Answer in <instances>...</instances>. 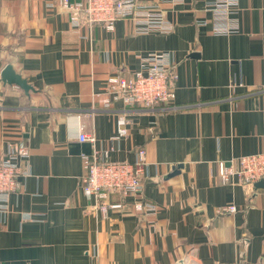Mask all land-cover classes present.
I'll list each match as a JSON object with an SVG mask.
<instances>
[{"label": "crops", "instance_id": "obj_1", "mask_svg": "<svg viewBox=\"0 0 264 264\" xmlns=\"http://www.w3.org/2000/svg\"><path fill=\"white\" fill-rule=\"evenodd\" d=\"M138 1L170 30L123 19L107 31L75 25L60 0H0V162L12 143L30 152L0 211V264H264V188L249 201L218 177L220 162L264 151V0H236L227 16L213 0ZM154 53L175 64L177 108L103 107L108 78ZM7 64L33 91L2 82ZM111 147V161L146 150L138 199L150 212L116 193L124 208L103 213L85 196L83 155ZM228 205L238 211L217 214Z\"/></svg>", "mask_w": 264, "mask_h": 264}, {"label": "built area", "instance_id": "obj_2", "mask_svg": "<svg viewBox=\"0 0 264 264\" xmlns=\"http://www.w3.org/2000/svg\"><path fill=\"white\" fill-rule=\"evenodd\" d=\"M60 4L67 10L71 22L75 25L84 23L89 27L97 25L107 31H114L118 21L130 19L139 33L170 30L155 4L141 3L138 0H60ZM205 4L209 10L227 16L235 6L236 0H213L206 1ZM176 79L175 64L168 59V55L151 54L142 59L140 69L132 77L116 74L108 78L104 88L108 96L102 100L103 107L109 108L121 103L125 109L135 106L142 109H176ZM117 122L118 133L114 140L119 141L128 136L129 122L124 115H121ZM79 139L84 142L95 141L94 136H87L83 132H80ZM111 150H114V147L83 155L84 175L81 186L85 196L93 200L95 208L103 213L124 208L122 203H109V197L116 193L123 198H135L133 206L136 213L150 212L152 207L138 199L141 196L143 180L147 177L146 150L139 148L133 162L109 160ZM29 155L27 145L23 141L16 142L9 145L5 159L0 162V211L6 210L9 195L17 190L21 162L27 160ZM218 177L222 184L231 183L236 179L246 189L249 201H252V195L259 190L255 185L264 181V151L235 158L228 163L220 162ZM237 211L235 205H228L218 208L217 214L228 215ZM231 264L242 262L239 259Z\"/></svg>", "mask_w": 264, "mask_h": 264}, {"label": "water", "instance_id": "obj_3", "mask_svg": "<svg viewBox=\"0 0 264 264\" xmlns=\"http://www.w3.org/2000/svg\"><path fill=\"white\" fill-rule=\"evenodd\" d=\"M1 80L4 84L15 85L21 88L26 94L33 91L25 78L16 73L10 64H7L1 71ZM256 189L264 188V181H260L255 185Z\"/></svg>", "mask_w": 264, "mask_h": 264}]
</instances>
